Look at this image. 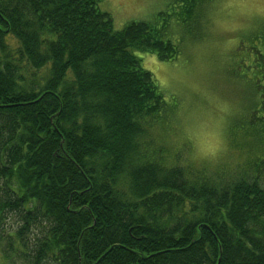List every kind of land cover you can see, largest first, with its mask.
I'll return each mask as SVG.
<instances>
[{
    "label": "trees",
    "instance_id": "1",
    "mask_svg": "<svg viewBox=\"0 0 264 264\" xmlns=\"http://www.w3.org/2000/svg\"><path fill=\"white\" fill-rule=\"evenodd\" d=\"M103 2L0 0L1 262L264 264V20L224 70L244 157L191 169L153 139L177 103L136 55L177 60L173 17L117 29Z\"/></svg>",
    "mask_w": 264,
    "mask_h": 264
},
{
    "label": "rangeland",
    "instance_id": "2",
    "mask_svg": "<svg viewBox=\"0 0 264 264\" xmlns=\"http://www.w3.org/2000/svg\"><path fill=\"white\" fill-rule=\"evenodd\" d=\"M102 7L110 13L117 29L131 20L154 18L157 11L173 17L167 38L179 47L177 60L160 61L156 55L136 53L168 100L172 102L173 96L177 103L173 112L152 129L153 139L169 151L171 159L191 169L241 161L243 153L233 152L227 138L234 120L241 117V104L224 70L240 36L261 26L259 6L244 8L234 0H208L197 7V18L185 24L177 15L181 8L175 0H104ZM181 17L185 18L183 14ZM225 24L233 30L225 31ZM209 130L219 141L224 162L192 159L197 139ZM6 226L14 229L15 219H7Z\"/></svg>",
    "mask_w": 264,
    "mask_h": 264
},
{
    "label": "snow or ice",
    "instance_id": "3",
    "mask_svg": "<svg viewBox=\"0 0 264 264\" xmlns=\"http://www.w3.org/2000/svg\"><path fill=\"white\" fill-rule=\"evenodd\" d=\"M234 2L244 8H256L259 6V15L261 16V19L264 20V0H234ZM224 30L232 31L233 29L229 28L228 25L225 24ZM192 155L197 156L201 160L208 159L216 162H224L222 159L223 154L219 146V141L211 130L202 133L199 136L197 142L193 146Z\"/></svg>",
    "mask_w": 264,
    "mask_h": 264
},
{
    "label": "clouds",
    "instance_id": "4",
    "mask_svg": "<svg viewBox=\"0 0 264 264\" xmlns=\"http://www.w3.org/2000/svg\"><path fill=\"white\" fill-rule=\"evenodd\" d=\"M192 159L194 160V161H196V162H198L199 160H201V159H199L197 156H195V155H193L192 156Z\"/></svg>",
    "mask_w": 264,
    "mask_h": 264
}]
</instances>
